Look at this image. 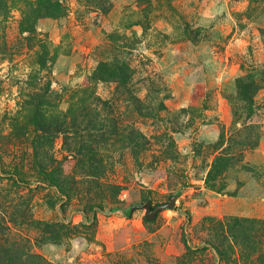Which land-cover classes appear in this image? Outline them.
<instances>
[{
	"label": "rangeland",
	"instance_id": "rangeland-1",
	"mask_svg": "<svg viewBox=\"0 0 264 264\" xmlns=\"http://www.w3.org/2000/svg\"><path fill=\"white\" fill-rule=\"evenodd\" d=\"M0 264H264V0H0Z\"/></svg>",
	"mask_w": 264,
	"mask_h": 264
},
{
	"label": "water",
	"instance_id": "water-1",
	"mask_svg": "<svg viewBox=\"0 0 264 264\" xmlns=\"http://www.w3.org/2000/svg\"><path fill=\"white\" fill-rule=\"evenodd\" d=\"M174 204H175V197H172L168 203L156 205L154 207L152 206L150 201H146L145 203L137 205L136 207L140 209H144L146 219L154 220L159 211L163 209H171L174 207ZM133 209L134 207H131L129 212L131 213Z\"/></svg>",
	"mask_w": 264,
	"mask_h": 264
},
{
	"label": "trees",
	"instance_id": "trees-1",
	"mask_svg": "<svg viewBox=\"0 0 264 264\" xmlns=\"http://www.w3.org/2000/svg\"><path fill=\"white\" fill-rule=\"evenodd\" d=\"M51 8V7H50ZM52 9V8H51ZM51 179V181H50V183L52 184L53 182H54V178L52 177V178H50ZM113 211H116L117 210V208H114V209H112ZM215 248V250H216V252L220 255V256H224L226 253L224 252V250L223 249H221L220 247H218V246H215L214 247Z\"/></svg>",
	"mask_w": 264,
	"mask_h": 264
}]
</instances>
